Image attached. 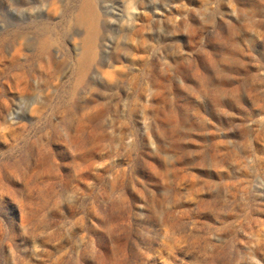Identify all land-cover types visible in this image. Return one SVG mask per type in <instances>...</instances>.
<instances>
[{
	"label": "rangeland",
	"instance_id": "374dc122",
	"mask_svg": "<svg viewBox=\"0 0 264 264\" xmlns=\"http://www.w3.org/2000/svg\"><path fill=\"white\" fill-rule=\"evenodd\" d=\"M0 264H264V0H0Z\"/></svg>",
	"mask_w": 264,
	"mask_h": 264
}]
</instances>
